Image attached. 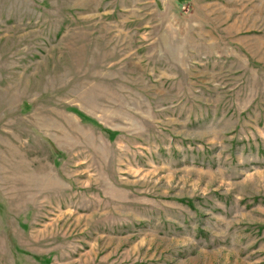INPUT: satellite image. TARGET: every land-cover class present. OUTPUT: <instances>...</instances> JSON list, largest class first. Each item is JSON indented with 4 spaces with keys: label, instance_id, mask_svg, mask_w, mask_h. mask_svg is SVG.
I'll use <instances>...</instances> for the list:
<instances>
[{
    "label": "rangeland",
    "instance_id": "rangeland-1",
    "mask_svg": "<svg viewBox=\"0 0 264 264\" xmlns=\"http://www.w3.org/2000/svg\"><path fill=\"white\" fill-rule=\"evenodd\" d=\"M0 264H264V0H0Z\"/></svg>",
    "mask_w": 264,
    "mask_h": 264
}]
</instances>
